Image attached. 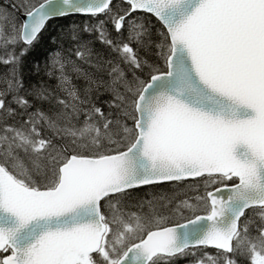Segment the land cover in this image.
Instances as JSON below:
<instances>
[{
	"label": "snow or ice",
	"instance_id": "6c2138e0",
	"mask_svg": "<svg viewBox=\"0 0 264 264\" xmlns=\"http://www.w3.org/2000/svg\"><path fill=\"white\" fill-rule=\"evenodd\" d=\"M189 255L264 264V0H0V264Z\"/></svg>",
	"mask_w": 264,
	"mask_h": 264
},
{
	"label": "trees",
	"instance_id": "16d2710c",
	"mask_svg": "<svg viewBox=\"0 0 264 264\" xmlns=\"http://www.w3.org/2000/svg\"><path fill=\"white\" fill-rule=\"evenodd\" d=\"M85 23H91V20L88 17L84 16H69L66 18H59L51 21L48 25L47 32L44 33V37L42 38L40 44L36 46L34 50H32L31 54L27 57L25 62V67L27 68H33L35 64L39 63L41 66H43L45 56L47 55L48 49L55 50L59 45L53 44L51 42V35H55L62 27L63 28H70L73 25H78L81 28L84 26ZM83 35L86 38H90V35L88 33H83ZM70 41L65 40L63 42L64 47L67 48L69 46ZM95 46L99 49L102 46L96 42ZM210 253L213 250H207ZM199 255V253H198ZM194 257L191 255L182 257L175 261V264H193Z\"/></svg>",
	"mask_w": 264,
	"mask_h": 264
},
{
	"label": "water",
	"instance_id": "95a60500",
	"mask_svg": "<svg viewBox=\"0 0 264 264\" xmlns=\"http://www.w3.org/2000/svg\"><path fill=\"white\" fill-rule=\"evenodd\" d=\"M73 16H81V15H73ZM85 17V16H84ZM57 19H59V18H57ZM55 20V19H54Z\"/></svg>",
	"mask_w": 264,
	"mask_h": 264
}]
</instances>
